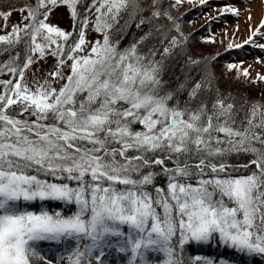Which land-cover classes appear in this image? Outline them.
I'll return each instance as SVG.
<instances>
[{"label": "snow or ice", "instance_id": "snow-or-ice-1", "mask_svg": "<svg viewBox=\"0 0 264 264\" xmlns=\"http://www.w3.org/2000/svg\"><path fill=\"white\" fill-rule=\"evenodd\" d=\"M181 6L0 8V264H264V93L237 103L213 66L242 45L264 50L254 39L264 40V16L205 55L188 47L183 14H173ZM196 6L210 8L207 21L239 12ZM58 7L70 30L49 21ZM133 25L138 34L121 46ZM242 64L223 68L247 80Z\"/></svg>", "mask_w": 264, "mask_h": 264}, {"label": "trees", "instance_id": "trees-1", "mask_svg": "<svg viewBox=\"0 0 264 264\" xmlns=\"http://www.w3.org/2000/svg\"><path fill=\"white\" fill-rule=\"evenodd\" d=\"M212 1L211 5L219 6L221 4H230L234 5L239 9L238 14L233 13H224L221 15L219 19H213L211 21H207L205 17L206 12H210L209 7H193L196 2L192 0H182V6L174 11V15H182L181 24L183 31L185 33L190 34V40L188 43V47L193 52L203 53L205 55L214 54L216 52L223 53L224 48L222 45L217 43L216 40L214 42H201L200 37L203 35L211 34L215 28L222 26V24H230V22L234 21L238 17H241L243 14V7L244 4L247 3V0H208ZM10 4L15 7L16 0H0V8H3L4 5ZM185 9H190L189 11L185 12ZM15 11V10H14ZM146 14V13H145ZM211 14V13H210ZM202 18L205 20L204 25L199 27H193V23ZM189 21L191 23H189ZM71 27H72V20H71ZM70 27V29H71ZM119 27V25L117 26ZM264 29V28H263ZM208 33V34H206ZM134 31V25L126 31V34H123V41L122 45L126 44L133 35H137ZM257 43H264V40H261L259 37H255ZM251 51L258 52L261 54L264 53V50L254 47L252 44L242 45L239 49H231L228 50L227 55H221L219 60L215 62L213 65L216 69L217 76H218V84L220 91L227 97L233 98L237 101V103L243 102L245 99H260L262 93H264V86L262 84H258L256 82H248L243 80L242 78H236L233 74L232 70H225L223 65L228 61H247L250 59ZM7 54L5 53V56ZM4 57H0L2 60ZM175 63V61H173ZM179 73V65L177 64L175 68H170L169 72L166 74V78H174ZM2 74V73H0ZM49 207H54V204H49ZM196 254V253H192ZM201 254H210V252L206 251Z\"/></svg>", "mask_w": 264, "mask_h": 264}, {"label": "rangeland", "instance_id": "rangeland-1", "mask_svg": "<svg viewBox=\"0 0 264 264\" xmlns=\"http://www.w3.org/2000/svg\"><path fill=\"white\" fill-rule=\"evenodd\" d=\"M193 2H196V0H192ZM212 1H208V4H211ZM243 14L241 17H238L237 19H234V21L228 22L230 24H222V26H219L218 28H215L211 34L208 35H215V39L217 43L222 45V48L226 46V43L228 40H232L235 43H239L241 40L245 39L246 36L249 33V25L252 27H255L261 18V16H264V0H248L247 3L244 4L243 7ZM250 17V18H249ZM19 19V12L13 11L10 16L9 20V26L11 23L16 22ZM49 21L52 23L57 24V26H60L62 28H65L66 30H70L71 27V17L66 12V10L63 7H58L56 10L52 13V15L49 17ZM2 20H0V26H2ZM205 20L202 18L197 19L193 23V27H199L201 25H204ZM264 26H262L263 28ZM225 29L227 31H225ZM95 33L89 32L87 33V39H94ZM255 39V37H254ZM250 59L247 61H243L242 67H247L250 72V76L247 80L241 76L239 78H242L245 81L250 82L252 77L256 75V73L264 74V53L262 52L259 54L258 52L251 51ZM259 57L260 60H257L256 58ZM48 63H51V57H49ZM38 65L36 63H33L30 68L35 69ZM39 67L43 69L45 65L43 62L40 63ZM233 74L236 76V70H232ZM29 74H31L29 72ZM6 78L5 74H0V79ZM258 84H262L264 86V82L256 81Z\"/></svg>", "mask_w": 264, "mask_h": 264}]
</instances>
